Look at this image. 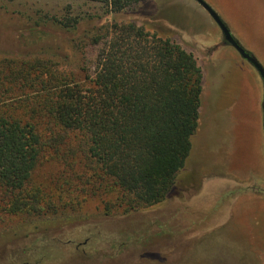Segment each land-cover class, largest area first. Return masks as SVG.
<instances>
[{
  "label": "trees",
  "instance_id": "obj_1",
  "mask_svg": "<svg viewBox=\"0 0 264 264\" xmlns=\"http://www.w3.org/2000/svg\"><path fill=\"white\" fill-rule=\"evenodd\" d=\"M56 1L96 4L101 14L38 9L26 14L19 33L32 51L0 55L4 209L29 219L64 215L89 191L103 210L110 208L107 216L120 207L161 203L185 166L197 128L202 72L196 59L130 19L102 20L148 0ZM87 46L99 47L91 73L83 66ZM51 162L57 187L44 195L48 183L36 180L37 171ZM141 262L128 264H147Z\"/></svg>",
  "mask_w": 264,
  "mask_h": 264
},
{
  "label": "rangeland",
  "instance_id": "obj_2",
  "mask_svg": "<svg viewBox=\"0 0 264 264\" xmlns=\"http://www.w3.org/2000/svg\"><path fill=\"white\" fill-rule=\"evenodd\" d=\"M204 1L264 68V0ZM67 8L71 15L101 14L96 4L71 1L0 4V55L32 51L19 38L26 14L43 9L59 16ZM113 19L142 24L194 56L204 72L203 135L198 143L191 137L197 144L192 158L166 199L154 206L120 207L107 216L110 208L103 210L101 199L89 191L81 192L64 215L29 219L5 210L0 195V264H264L263 87L258 74L223 44L220 30L195 0H148L102 18ZM98 49L85 48L83 66L90 73ZM39 167L36 180L48 183L43 193L50 194L57 187L52 184L57 166Z\"/></svg>",
  "mask_w": 264,
  "mask_h": 264
},
{
  "label": "water",
  "instance_id": "obj_3",
  "mask_svg": "<svg viewBox=\"0 0 264 264\" xmlns=\"http://www.w3.org/2000/svg\"><path fill=\"white\" fill-rule=\"evenodd\" d=\"M196 3L209 15V17L213 20L215 25L220 30V33L223 37L224 45L230 46L233 48L240 58L247 62L258 74L263 87V95H262V127H263V137H264V68L262 65L253 57L248 51H246L239 42L233 37L231 32L229 31L227 25L220 18V16L208 5L204 0H195Z\"/></svg>",
  "mask_w": 264,
  "mask_h": 264
},
{
  "label": "crops",
  "instance_id": "obj_4",
  "mask_svg": "<svg viewBox=\"0 0 264 264\" xmlns=\"http://www.w3.org/2000/svg\"><path fill=\"white\" fill-rule=\"evenodd\" d=\"M220 47H222V46H220ZM219 47V48H220ZM217 50V49H216ZM185 51H187V50H185ZM187 52H189V51H187ZM201 72H202V80H203V68H201ZM203 88V87H202ZM202 92H203V89H202ZM201 98H202V93H201ZM201 102V101H200ZM200 110H201V108L199 107V116H198V123H197V128H196V131H195V133H194V140H196L197 141V143H198V141L201 139V137H202V135H203V130H204V123H205V119L206 118H204V119H202V115H201V113H200ZM192 136V137H193ZM196 145L197 144H195V145H193V143H191V149H192V152H191V155L189 156L190 158H192V153H193V150L196 148Z\"/></svg>",
  "mask_w": 264,
  "mask_h": 264
},
{
  "label": "flooded vegetation",
  "instance_id": "obj_5",
  "mask_svg": "<svg viewBox=\"0 0 264 264\" xmlns=\"http://www.w3.org/2000/svg\"><path fill=\"white\" fill-rule=\"evenodd\" d=\"M254 70V69H253ZM255 71V70H254Z\"/></svg>",
  "mask_w": 264,
  "mask_h": 264
}]
</instances>
